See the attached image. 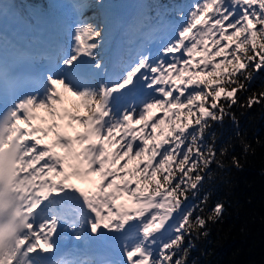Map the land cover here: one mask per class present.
Instances as JSON below:
<instances>
[{"label": "snow or ice", "instance_id": "1", "mask_svg": "<svg viewBox=\"0 0 264 264\" xmlns=\"http://www.w3.org/2000/svg\"><path fill=\"white\" fill-rule=\"evenodd\" d=\"M175 14L173 34L158 57L139 53L120 74L96 87L90 84L104 67L94 52L102 33L81 16L72 29L64 71H49L42 91L0 99V116L10 112L18 117L31 141L33 166L60 173L62 180L69 175L87 180L90 190L85 194L93 197L90 207L97 217L93 233L101 234V227L137 231L138 239L124 237L121 264H185L182 257L173 259L181 251L186 255L185 237L192 232L207 236L203 230L208 222L219 220L224 211L218 203L207 217L193 216L192 209L183 207L189 190L198 191L206 170L228 151L218 153L214 136L209 141L213 122L228 116L235 122V105L264 104V90L251 92L244 103L238 95L248 93L255 75L264 71V0H191ZM82 33L89 35L87 42ZM140 82L149 90L147 96L139 104H119ZM97 88L102 103L90 99ZM68 93L79 98L77 107L82 105L88 115L62 110ZM65 118L66 126L59 123ZM74 124L84 131L69 134L66 129L75 130ZM49 134L54 139L45 143ZM249 148L245 143L244 151ZM232 163L240 167L235 156ZM122 197L129 203H120ZM170 218L172 223L166 224Z\"/></svg>", "mask_w": 264, "mask_h": 264}, {"label": "trees", "instance_id": "2", "mask_svg": "<svg viewBox=\"0 0 264 264\" xmlns=\"http://www.w3.org/2000/svg\"><path fill=\"white\" fill-rule=\"evenodd\" d=\"M144 2L152 9L170 8L180 0ZM261 90L264 71L255 75L248 93H238L241 103L251 92ZM232 112L235 122L230 116L213 122L208 134L209 141L215 137L218 153L223 148L227 153L218 155V162L206 170L199 190H189L183 203L185 210H193V216L207 217L218 203L224 205V211L219 220L208 222L203 230L207 236L192 232L185 237L182 247L186 255L181 251L173 258L182 257L185 264H264V104L251 108L235 105ZM245 143L250 145L247 152ZM233 156L239 159L240 167L233 165Z\"/></svg>", "mask_w": 264, "mask_h": 264}, {"label": "rangeland", "instance_id": "3", "mask_svg": "<svg viewBox=\"0 0 264 264\" xmlns=\"http://www.w3.org/2000/svg\"><path fill=\"white\" fill-rule=\"evenodd\" d=\"M128 1H132V0H103V6H106L104 11H100L97 9V5L101 4L99 3V0H92L91 3H89L88 5L84 4V10L85 9H89L92 11V13L94 14L91 20V17L88 18L87 14L84 15V17L88 18L92 24L94 26H98L99 31L102 33V36L104 35V28H105V24H106V19H107V14L109 12L112 11V9L114 8H119L122 4L128 2ZM139 5L142 6V10H143V0H138ZM12 4V5H10ZM56 4L60 3L56 0ZM0 5H2L3 7L1 9L4 10H11V11H17V14H19V16H23L26 20H28V23H31L33 25V29L35 31L36 34L38 33V30L41 25H40V19L43 18H47L48 20H55L56 22L58 21L59 26L63 29V31H66L67 28L66 26L62 27L63 24H67V21H61L58 19V12L55 11H49L48 7L42 8V5L34 2V0H31V5L32 7L29 8L27 0H0ZM62 5H60V9L62 11ZM142 11L140 10L139 13H141ZM163 14H161L160 18H162ZM155 16V15H154ZM153 16V17H154ZM144 18L143 13H141L140 17L136 20L135 22V26L136 24L139 23L142 19ZM83 39L85 42L88 41L89 39V35L88 34H83ZM108 41V40H107ZM108 42H106V44L103 42V40L101 39L100 42V47L95 49V56L96 59H101L100 62L102 61V55L105 56V50L108 49ZM104 51V53L102 54V52ZM63 58L61 59L62 62ZM103 66H105V60L102 61ZM104 68V67H103ZM103 68L101 69V71L103 70ZM69 97V101L71 102L72 105H74L77 110L79 112L82 113V116H86V114H88L87 109L83 108V106L81 105L79 108L77 107L78 104H81L80 100L78 97H74L72 96L70 93L67 94ZM90 99H94L96 102L99 101V94L90 97ZM79 132H82L84 129L78 125L77 126ZM91 179H97L96 177H92ZM57 181H60V183L58 184ZM73 182H79L83 187H85L87 189V191L90 190V185L87 183V180L84 178H80V177H73V178H68L66 180H62L61 178V174L59 175H50L47 176V180L45 183V192L46 195L49 197L50 200L52 201H58L60 195L66 190L68 184L73 183ZM134 187V185H133ZM120 203H129L127 200V197H122L119 201ZM161 214L163 215L164 212L160 211ZM95 214V213H93ZM90 217V224L93 223V221L95 219H97V217L95 216H89ZM115 223L119 224V221H115ZM168 223H172L171 218L169 219V221H166V224ZM163 231V230H162ZM98 232L101 233L99 234L100 237L104 240L108 241V247L109 250L112 251L113 255L118 256L120 258V264L123 260V253H122V245H123V241H124V237L131 235L132 237H135L136 239H138V234L137 231L135 229H133L130 233L126 230L125 232H117V231H110L109 229H105L103 227L98 229ZM157 235H160V233L158 232ZM167 235H171V233H168ZM167 238V237H165ZM80 238H77V241ZM130 242H134V241H130ZM82 242H79V244H81ZM77 251V252H76ZM81 251V247L78 246L76 247V249L73 250V254H80ZM72 254V255H73Z\"/></svg>", "mask_w": 264, "mask_h": 264}, {"label": "bare ground", "instance_id": "4", "mask_svg": "<svg viewBox=\"0 0 264 264\" xmlns=\"http://www.w3.org/2000/svg\"><path fill=\"white\" fill-rule=\"evenodd\" d=\"M80 4L84 3L85 5H88L89 3H91L92 0H78ZM137 3V0H134V4ZM0 12H3V16L0 17V37L2 38L5 34H7L8 32H11L14 36H17L19 34V31H20V28H19V25L21 24H24V25H28V20H26L24 17H21L19 16V14H17V11H11V10H4L0 8ZM85 14H87V17L90 18L91 17V20H92V16L94 15L92 13V11L89 9H85ZM44 22L43 26H42V31L44 30V34H31V38H30V42L31 43H34L35 45H37L38 47H42L44 45V42L46 40H49L51 42H54V34L53 33H49L47 31V29H50L51 26H52V22H47V20H41L40 19V22ZM46 23V24H45ZM4 33V34H2ZM102 40L103 42L106 44L107 42V37H106V32H104V35L102 36ZM110 45H111V39L109 41V46H108V49L105 50V56L102 55V61L105 60V63H106V66H107V63H108V60H109V50H110ZM71 51V47H69L68 49H65V53L64 54H67L68 52ZM104 53V51L102 52V54ZM101 59H99L100 61ZM101 61V63H102ZM61 66L63 65V61L61 62L60 64ZM105 66V67H106ZM105 70V69H104ZM69 99V97H68ZM42 114L45 115V117H49V114H47L46 111L44 110H40L39 112V115L41 116ZM50 120V118H49ZM52 121L50 120V123ZM75 132H78L76 129H75ZM51 138L52 140L54 139V136L51 134ZM48 137L46 138V141H47ZM48 142V141H47ZM46 173V172H45ZM44 173V174H45ZM77 178V176H72V175H69L68 178ZM45 183H46V180L44 178L43 175H39L38 177V182L36 184V189L34 190L35 193H39L41 192L43 189H44V186H45ZM71 190V187H68L67 191L65 190V192H70ZM95 202V201H93ZM92 202V203H93ZM90 199L88 200V203L86 206L83 207V209L89 213H92V209L90 207ZM88 209V210H87ZM93 214V213H92Z\"/></svg>", "mask_w": 264, "mask_h": 264}]
</instances>
